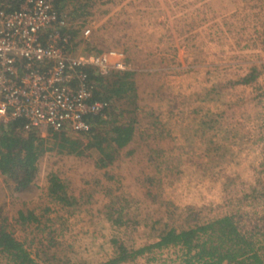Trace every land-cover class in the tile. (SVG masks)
I'll return each instance as SVG.
<instances>
[{
    "label": "rangeland",
    "instance_id": "rangeland-1",
    "mask_svg": "<svg viewBox=\"0 0 264 264\" xmlns=\"http://www.w3.org/2000/svg\"><path fill=\"white\" fill-rule=\"evenodd\" d=\"M63 12L74 53L125 55L138 94L134 135L106 169L95 167L90 149L78 154L80 139L81 148L47 151L26 189L15 191L0 174L6 228L33 256L39 246L44 260L54 254L71 264H102L118 243L136 250L164 228L223 216L240 233L264 235V0H66ZM63 133L38 131L52 147L57 135L79 137ZM51 172L66 181L75 206L49 200ZM112 207L114 218L123 209L125 224L107 221ZM18 209L50 210L42 218L50 227L20 228ZM167 250L154 255L158 263L171 264L175 250Z\"/></svg>",
    "mask_w": 264,
    "mask_h": 264
},
{
    "label": "trees",
    "instance_id": "trees-1",
    "mask_svg": "<svg viewBox=\"0 0 264 264\" xmlns=\"http://www.w3.org/2000/svg\"><path fill=\"white\" fill-rule=\"evenodd\" d=\"M24 0H6L7 9L14 10ZM66 0H56V9L59 15H65L63 9ZM79 14L72 12L70 16ZM88 78L94 81V99L107 102L103 115L87 116L89 130L79 134L78 139L72 142L68 138L58 139L55 136L53 147L47 145L46 140L38 134L37 130H23L22 119L2 124L0 132V174L9 178L15 191L28 188L38 173L39 159L47 152L55 150L57 155L68 150L70 145L77 148L84 147L78 154L90 149L94 156V165L99 169H106L117 160L121 150L132 140L134 135V122L137 121L138 94L134 72L125 70L116 72L111 76H103L90 67L85 69ZM254 75H249L243 83H248ZM24 134V135H23ZM59 134V133H56ZM60 135H64L60 134ZM70 144V145H69ZM46 195L60 209H69L76 205V198L70 195L69 186L56 173L48 174ZM111 193V192H110ZM109 193V194H110ZM112 203H115L112 201ZM106 215L107 221L115 226L125 224L122 220L124 213L121 208L117 211L110 208ZM1 211V209H0ZM41 214L34 209H18L14 217L20 228L34 225L41 230L50 227L51 218H42L47 212ZM52 212V211H51ZM0 220V264H71L61 262L62 257L51 254L44 260L42 255H49L43 248L36 246L38 253L33 256L25 246V242L18 240L6 227L9 225L8 217ZM238 225L231 216H223L195 228L176 230L164 228L157 235V240L138 249H130L123 243L117 244L118 253L102 264H123L143 257L149 264L158 263L154 255L164 249H174L175 258L171 264H264V235L243 234L239 232ZM48 233H50L48 231ZM33 243V241H32ZM169 264V263H165Z\"/></svg>",
    "mask_w": 264,
    "mask_h": 264
},
{
    "label": "built area",
    "instance_id": "built-area-1",
    "mask_svg": "<svg viewBox=\"0 0 264 264\" xmlns=\"http://www.w3.org/2000/svg\"><path fill=\"white\" fill-rule=\"evenodd\" d=\"M69 28L56 0H24L14 10L0 5V132L2 124L22 119L24 131L80 134L89 130L87 116L103 115L108 104L94 99L85 69L111 76L128 70L125 55L76 54Z\"/></svg>",
    "mask_w": 264,
    "mask_h": 264
}]
</instances>
